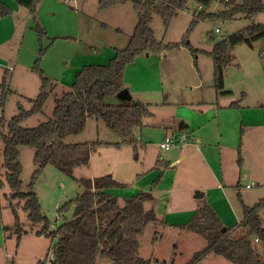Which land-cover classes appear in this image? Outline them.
Wrapping results in <instances>:
<instances>
[{
	"label": "rangeland",
	"instance_id": "1",
	"mask_svg": "<svg viewBox=\"0 0 264 264\" xmlns=\"http://www.w3.org/2000/svg\"><path fill=\"white\" fill-rule=\"evenodd\" d=\"M3 1L12 6L14 13L0 18V84L7 72L10 89L3 106L0 96V121L2 115L5 121L10 120L19 112L20 106L30 108L32 106L30 99L35 98L39 92L40 77L31 69L40 49L34 19L48 31L45 44H50L55 38L53 46L43 58L45 62L41 63V67L58 85L43 111L23 121L26 127H34L52 116L55 106L54 96L71 89L77 66L105 64L112 57L107 55L110 50L115 52L117 48L126 47L138 22V15L131 1L103 8L99 0H73L69 3L65 0H42L35 15H31L27 7L15 0ZM223 7L217 2L210 10L216 11ZM197 8L199 4L190 1L186 8L179 10L173 17L167 30L162 18L155 15L151 25L158 41L163 40L164 43L181 41L189 29ZM251 23H264V12L249 18L240 16L233 19L200 20L189 33L188 40L195 48L211 51L217 40ZM67 35L83 40L78 46L86 56L79 62H72L68 57L66 63H63L60 59V56L72 50L70 47L73 46L71 43L74 39L65 38ZM147 53L150 55L146 56ZM164 53L167 54L166 58L160 60V57H164ZM138 57L133 64H128L129 66L126 67L125 85L130 87L135 97L143 98L144 102H153L154 115L145 119L142 128L135 129L136 144L128 142L115 144L123 137L109 128L102 119L95 117L88 119L82 132L67 137L68 142L103 140L110 143L99 145L92 153L89 165L76 167L73 175L48 165L36 179L33 190L39 197L43 211L51 219L52 227L55 228L66 219L72 218L73 207L62 216L59 215L58 208L85 190L77 178L107 174L119 182L126 183V186L111 187L108 190L118 197L119 205H123L126 198L142 191L146 183L152 184L161 171L162 174L165 172L163 178L165 186L170 185L180 173L189 174L186 168L189 158L183 163L175 161L178 154L181 156L183 146H178L175 142L169 150L160 147L166 133L175 140L182 137L185 139L187 135L181 132L186 130L183 126L188 122L195 128L197 139L200 134L208 140H213L211 144L214 147L215 160H219L221 147L217 140L221 132H225L223 144H227V147L232 144L240 146V153L237 148L238 158L244 157L250 174L257 175L249 177L241 185H237L238 182L235 181L224 194L225 199L229 204L231 203V211L227 208V214L231 218L229 224L239 223L243 214V204L253 205L264 199V106L260 107L258 103L262 101L264 104V37L254 41L253 45L242 42L231 48V64L224 72L225 89L231 92L226 94H218L213 80L214 62L205 52L200 51L194 56L189 48L182 46L164 49L161 53L145 52ZM195 57L197 65L194 62ZM165 93H168L167 96ZM241 97H243L244 111L240 114L243 118L245 116L244 125L236 124L232 131L228 122L233 119L232 116L236 112L234 109L221 107ZM121 100L118 95L106 98V102L112 104ZM252 122L257 126L252 128ZM241 127L248 131L246 141H241L242 145L240 142L237 143L238 132L240 137L243 136ZM252 131L256 133L249 136ZM232 133H234L233 143L230 140ZM226 151L229 153L230 150ZM188 153L191 155V151ZM232 153L233 157L232 155L231 157L234 158L236 156L234 149ZM157 158L175 160L169 167L157 169L155 168ZM33 159L34 149L22 147L20 160L23 167L24 189L27 188L35 168ZM3 161V142L0 137V180L4 183L0 187V264H51V257L47 255L51 244L50 238L36 233L41 225L31 222L21 206L18 207V211L26 231L18 243L11 200L8 197L12 190L6 183ZM237 161L234 169L238 171ZM200 162L196 152L191 155L190 163H194L197 171L200 170ZM247 183H250V188L247 187ZM196 191L198 189L194 190L193 196L197 194ZM165 192L167 193L157 192L156 202H147L146 207L149 209L154 206L158 211L156 215L158 218H166V224H151L146 228L140 237L139 254L144 258H158L174 261L176 264H186L197 250L206 246L207 241L202 235L182 230L171 223L172 220H178L174 218L184 215L186 208L191 206L188 203V194L178 191L177 188L174 189L173 194L168 195V191ZM209 194L213 200L218 193ZM211 199H199L200 205L207 204L206 202ZM221 201L224 204L225 200ZM14 202L17 203V200ZM234 209L237 212L236 219L233 215ZM220 210L222 211L221 207ZM112 213L113 210L108 211V215ZM259 213L264 224V206ZM181 220L186 222L189 219L184 216ZM241 234L240 228L232 232L233 236ZM256 245L260 247V244ZM262 254L264 256V251ZM98 262L114 264L112 260L101 257ZM151 264L156 262L152 261ZM195 264L232 263L221 255L211 253Z\"/></svg>",
	"mask_w": 264,
	"mask_h": 264
},
{
	"label": "trees",
	"instance_id": "2",
	"mask_svg": "<svg viewBox=\"0 0 264 264\" xmlns=\"http://www.w3.org/2000/svg\"><path fill=\"white\" fill-rule=\"evenodd\" d=\"M27 7L31 15L38 11L42 0H15ZM131 1L138 15V22L126 45L116 49L109 62L105 64H84L76 73L69 91L55 94V106L52 116L34 127H26L23 121L40 113L58 85L48 77L41 67L44 56L54 43L45 44L48 31L35 20V30L40 43L39 55L31 69L41 80L39 92L31 98L32 106L28 109L19 107V112L5 121L1 116L0 137L3 142V165L6 169V183L11 188L8 194L14 215L15 232L18 243L26 231L20 220L18 207L27 212L28 219L41 228L36 233L50 238L48 254L53 252V264H99V258H107L114 264H176L174 261L144 258L139 254L140 237L151 224L165 225L166 220L158 218L154 209L146 208V203L155 199L152 191L144 190L125 199L119 205L117 196L108 190L111 187H123L126 183L117 181L111 175L77 178L84 191L78 193L58 208L60 216L73 207V216L53 228V223L43 211L37 193L33 190L36 179L48 166L53 165L62 172L73 175L78 166L89 165L92 153L105 142L103 140H86L68 142L70 135L82 132L89 118L102 119L109 128L120 134L123 139L115 144L133 143L137 140L134 131L142 128L147 117L152 116L153 104L133 99L130 95L119 103H107L106 98L118 95L125 86V71L140 54L145 52L161 53L164 49L185 46L192 54L200 51L209 54L214 62L213 80L218 94L231 92L225 89L224 72L231 64L230 50L245 42H253L264 37V23H251L241 29L217 40L211 51L195 48L189 33L200 20L208 18L233 19L240 16L253 17L264 12V0H99L105 8L118 3ZM190 1L199 4L187 33L181 41L164 43L158 41L152 27L155 15L162 18L167 30L173 17L188 6ZM220 3L222 9L210 10L214 3ZM13 13V8L0 0V18ZM65 38H69L65 36ZM197 65V59H194ZM6 72L0 84L2 106L6 102L8 88ZM243 97L231 102L230 107H240ZM242 132V129H241ZM34 149V171L27 188L24 189L20 160L21 148ZM170 163L158 159L155 168L169 167ZM0 180V187L3 185ZM237 185H240L238 182ZM17 200V203L14 202ZM264 199L253 205L243 204V214L239 223L226 227L215 208L210 204L198 206L189 221L176 224L182 230L205 237L207 244L197 250L186 264H195L208 254L214 253L228 259L232 264H264V224L260 209ZM113 210L112 215L108 211ZM240 228L242 234L233 236L232 232ZM260 244L258 247L256 244ZM47 254V255H48Z\"/></svg>",
	"mask_w": 264,
	"mask_h": 264
},
{
	"label": "crops",
	"instance_id": "3",
	"mask_svg": "<svg viewBox=\"0 0 264 264\" xmlns=\"http://www.w3.org/2000/svg\"><path fill=\"white\" fill-rule=\"evenodd\" d=\"M65 1L67 3H69L73 0H65ZM13 13H14V9H13ZM3 24L4 23H2V25ZM68 37H69V39L70 38L74 39V41H72V43H71V44H73V46L70 47L72 50L68 54H65L62 57L60 56V59L62 60L63 63H66V58H68V57L70 59H72V62H79L86 56L84 54L83 50H81V47L78 46V44H82L83 40H78L79 38H77L76 36H68ZM53 44L51 45V47L53 46ZM114 53H115L114 51L110 50L107 53V55H108V57H111L114 55ZM149 55H150V53H147L146 56H149ZM166 56H167V54L164 53V57H160L161 58L160 60L165 59ZM42 62H45V61H42ZM143 62H145V61H143ZM133 63L134 62L130 63L129 65H131ZM82 66H83L82 64H80V66H77L74 70L75 71L74 73H76ZM78 67H80V68H78ZM125 86H126V89L128 91V94L130 95L131 98L143 100V98L135 97L132 94V92L130 91V87L127 85H125ZM145 92H147L146 89H145ZM167 94L168 93H165L166 96H167ZM261 99H263V98L261 97ZM148 102L153 104V102H150V101H148ZM258 103H259L260 107L264 106L262 101L258 102ZM230 104H225L221 108L222 109H234V111L236 112L232 116L233 119H231L228 122V125L231 126L232 131H234V129H233L234 125H236V124H240L241 126L244 125L245 116L243 118L242 115L240 114V112L244 111V107H243L244 105H242V103H241L240 107L234 108V107H230ZM254 126H257V124L252 122L251 127L254 128ZM183 127L186 130L181 132V134H186L187 136L185 139L183 137L181 139H177V142H176V144H178V146L180 145V146L184 147V150H182V152H181V156H180V154H178V156L176 158L177 160H175V159L165 160L166 158H163L162 160H165V161L169 162L170 165H172L173 160H175L177 163H183V161H186V160H188L187 158H189L190 160L188 161L187 166H186V168H188L187 171L189 172V174H181L180 173V175L175 176L174 181H172V183L170 185L167 184V186H165V184L163 183V178L165 177L164 176L165 172L162 174V171H161L159 173V175L157 176V178H155L153 180L152 184H148V183L145 184L142 191H144V190L152 191V193H154L155 197H156L157 192H158V194H160L161 192L167 193L165 191H168V195H170V194H173L174 189L177 188L178 191H182V192L188 194V203L191 206L189 208H186V213L184 215H182V216L180 215L179 218H174V219H178V220H172V222H171L172 224L185 223V222H182V220H181L182 218L184 219V216L190 220L195 209L198 206H200L201 201H199V199H206V198L211 199V196H209L210 195L209 193H212V192L215 194L218 193L216 195L217 197L215 196L216 198H214L213 200L211 199V201L206 202V203L212 205L215 208V210L219 214L222 222L224 223V225L226 227L231 226L229 224L230 223L229 221L231 218L227 214L228 213L227 208H228V210L230 209L231 203L229 204V201L225 199L224 194H226L227 189L231 188V186L234 184L235 181L239 182L241 185V183H244L247 179H249V177H255L257 175H254V174L251 175L250 174L249 168H247L246 161H245L244 157L241 156L240 158H238V149H239V153H240V146L238 147L237 144H236V146L234 144H232L229 147H227V144H223L225 132L224 133L221 132L220 137L217 140L219 142L218 144L221 147H220V154H218L219 160H215L213 158L214 157L213 156V153H214L213 148L214 147L211 144L213 140H208L200 134H199V138L197 139L196 130L194 127H191L190 122L185 123ZM241 129L243 132V136L240 137V132H238L237 143L240 142L242 145L243 144L242 142L246 141L245 137L247 136L248 131L244 127H241ZM242 132H241V134H242ZM255 133L256 132L252 131L249 134V136L253 135ZM167 135H168V133H166L165 137ZM233 135H234V133H232V136L230 138L232 143L234 141ZM227 149L230 150L229 153H227V151H226ZM233 149H234V152L236 155L234 158H232L233 157V153H232ZM189 151H191V155H194L196 152L198 159L201 161L199 171H197L194 168V163H192V164L190 163L191 155L188 153ZM231 155H232V157H231ZM158 159H161V158H157V160ZM157 160H156V162H157ZM236 161L238 162V171H237V169L236 170L234 169V165L236 164ZM114 174L115 173H113V175ZM247 184H250V183H247ZM250 187H248V188H250ZM195 189H198V191H199L198 196H196V195L193 196V194H192ZM170 197H172V195ZM173 197H174V195H173ZM156 199H157V197H156ZM221 200H225L224 204ZM154 202H156L155 199L153 201H151L150 203H154ZM220 207H221L224 214H222ZM151 208L154 209L155 212L158 213V211H156V208H154V206ZM230 211H231V209H230ZM236 214H237V212L234 209L233 215L235 216V219L237 218ZM166 217H167V215H166ZM174 217H176V215H174ZM241 218L239 219L238 222H240ZM178 221H180V222H178Z\"/></svg>",
	"mask_w": 264,
	"mask_h": 264
},
{
	"label": "built area",
	"instance_id": "4",
	"mask_svg": "<svg viewBox=\"0 0 264 264\" xmlns=\"http://www.w3.org/2000/svg\"><path fill=\"white\" fill-rule=\"evenodd\" d=\"M216 31H218V29H216ZM175 142H177V139L175 140L174 137L167 135V136L165 137V140H164L163 142L160 143V147H161L162 149H166V150H168V149H170V148L172 147V145H173ZM250 186H251L250 184H247V187H250ZM48 256L51 257V264H53V260H54V258H53V252L51 251V252L48 254Z\"/></svg>",
	"mask_w": 264,
	"mask_h": 264
},
{
	"label": "water",
	"instance_id": "5",
	"mask_svg": "<svg viewBox=\"0 0 264 264\" xmlns=\"http://www.w3.org/2000/svg\"><path fill=\"white\" fill-rule=\"evenodd\" d=\"M118 96L120 97V98H122V99H124V98H126V97H128L129 95H128V91L127 90H122V91H120L119 93H118ZM196 196H198V193H199V191H196ZM226 229V226H224L223 227V230H225Z\"/></svg>",
	"mask_w": 264,
	"mask_h": 264
}]
</instances>
